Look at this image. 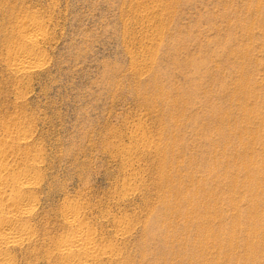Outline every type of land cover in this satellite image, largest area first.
I'll list each match as a JSON object with an SVG mask.
<instances>
[{
  "label": "rangeland",
  "instance_id": "rangeland-1",
  "mask_svg": "<svg viewBox=\"0 0 264 264\" xmlns=\"http://www.w3.org/2000/svg\"><path fill=\"white\" fill-rule=\"evenodd\" d=\"M1 3L3 163L38 165L6 264H61L70 206L116 251L102 264H264V0ZM20 19L45 36L26 74L8 67Z\"/></svg>",
  "mask_w": 264,
  "mask_h": 264
},
{
  "label": "bare ground",
  "instance_id": "bare-ground-1",
  "mask_svg": "<svg viewBox=\"0 0 264 264\" xmlns=\"http://www.w3.org/2000/svg\"><path fill=\"white\" fill-rule=\"evenodd\" d=\"M7 9H8L7 5L4 3H1V0H0V19L7 20L11 18L12 13L9 12ZM15 33L18 36L20 42L16 44L11 50V55L8 61V67L12 72L18 73V74H26L28 72H32L38 66V65L35 66V63H39L37 62V60H39L38 57L40 54L39 43L41 41H44L45 39L41 24L35 19L34 20L33 19H29V20L20 19L15 29ZM141 131L142 130L139 127L137 129H134V133H136V135L134 136H136V138L135 140L133 139L134 141L132 140V142L136 143L135 145L139 144L137 146H140V147L142 146L141 150L144 151L145 149H147V145L148 144L150 145L152 143L147 144L148 142L147 140L149 139L146 140V138L143 136V133L141 134ZM157 143L159 142H156V144ZM137 146L135 148H137ZM157 146L155 147L156 149H158ZM151 147L153 146L151 145L148 148L150 149L154 148V147L153 148ZM6 154L7 152L5 150L0 149V264H6V261L8 260L7 258L8 249H10L11 247L21 246L25 242L30 241V231L31 230H29L30 228L29 226H27V224H24L23 222L24 220L22 219L29 218L33 214L35 201H34V198L30 196V190L38 186V178H37V175L34 173V170H36V168L38 167V165H36V161H34V165H27L26 169L21 170L14 174L12 173L11 168L13 166L18 167V165H8V164L3 163V159H5ZM196 194L197 192H194L192 194V198H194ZM182 201L183 203H185V205H191L190 199L189 201L186 199H183ZM196 207H194L193 205L190 208L196 209ZM79 213L80 211L76 207H71V206L66 207L63 213L65 225L68 227L70 232L67 235V237L65 236L66 238L64 240H60L61 243L58 244V247H57L59 257L62 260L61 264H102L101 261L104 259H106V261L109 263H115V262L118 263V255L116 251L112 249V247H109L110 250H106L100 245V243L97 242L95 238V234L91 232L90 228L86 225V223L83 222L82 220L83 218L81 219ZM193 216H196V214ZM199 219H201L203 223L205 221L206 224L207 223L210 224V219H206V217H202V216H199L198 218H196L195 222L193 221L194 222L193 224L199 223L201 225L202 222L199 221ZM188 220L191 221L190 218H188ZM116 222L115 224L117 225L114 224L115 232L117 234V237L122 238L129 231H127L126 227H122L123 221H120L119 223H116ZM213 226L214 225H212V227ZM204 227H202L201 225V228H204ZM208 229L205 230L204 228L202 231H204V234L208 237L207 239L212 240L211 237L215 238L216 237L215 235L217 234H215L216 232H213V234L210 233L211 236H209V233L207 232ZM204 234H203V237L205 238L206 236H204Z\"/></svg>",
  "mask_w": 264,
  "mask_h": 264
}]
</instances>
